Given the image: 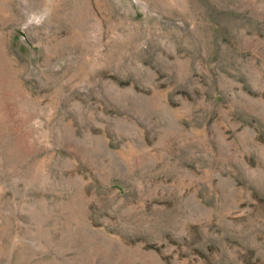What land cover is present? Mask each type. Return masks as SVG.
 I'll list each match as a JSON object with an SVG mask.
<instances>
[{"label": "rangeland", "instance_id": "374dc122", "mask_svg": "<svg viewBox=\"0 0 264 264\" xmlns=\"http://www.w3.org/2000/svg\"><path fill=\"white\" fill-rule=\"evenodd\" d=\"M0 264H264V0H0Z\"/></svg>", "mask_w": 264, "mask_h": 264}]
</instances>
